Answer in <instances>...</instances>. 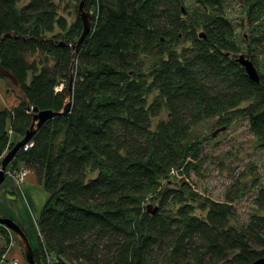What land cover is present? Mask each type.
<instances>
[{
	"label": "trees",
	"instance_id": "1",
	"mask_svg": "<svg viewBox=\"0 0 264 264\" xmlns=\"http://www.w3.org/2000/svg\"><path fill=\"white\" fill-rule=\"evenodd\" d=\"M19 1L0 0V66L13 74L29 107L7 91L0 156L17 141L9 129L24 135L31 107L62 109L72 77L68 113L42 123L9 164L10 172H31L47 193L35 219L36 264H154L157 249L166 251L168 264H250L264 256V184L252 199L261 213L237 230L225 204L207 200L204 215H194L189 185H170L168 176L182 162L188 171L186 159L196 157L181 144L190 126L217 112L247 119L264 173V63L253 82L235 62L234 28L220 0H84L92 24L76 51L78 15L67 26L52 0L18 7ZM240 4L251 27L247 57L258 67L264 0ZM54 28L58 33L46 37ZM180 39L190 47H168ZM141 55L156 61L148 76ZM152 90L158 99L148 104ZM162 107L167 118L153 127ZM149 199L158 203L153 214L144 204ZM169 203H176L174 214L163 211ZM6 230L0 224L6 239L0 258L12 237Z\"/></svg>",
	"mask_w": 264,
	"mask_h": 264
},
{
	"label": "rangeland",
	"instance_id": "2",
	"mask_svg": "<svg viewBox=\"0 0 264 264\" xmlns=\"http://www.w3.org/2000/svg\"><path fill=\"white\" fill-rule=\"evenodd\" d=\"M26 1L20 0L17 6L20 7ZM52 1L57 4L58 15L63 16L67 26H70L77 17L79 0ZM220 5L223 6V11L234 28L233 38L238 50L234 52L233 56L237 57L240 54L249 56L248 41L251 27L246 22L240 0H220ZM87 12L92 14V10ZM196 31L199 32L201 29L197 28ZM57 33L58 29L54 28L53 32L46 33V37H51ZM168 47L180 51L182 48H189L190 42L180 39ZM139 59L142 60L143 73L148 76V72L156 63L155 58L149 55H141ZM258 62L260 65L255 67L259 74L264 58H260ZM206 80L208 81L207 78H204L202 82H206ZM209 85L215 88L214 82H210ZM209 88L212 90L211 87ZM7 91L18 98V92L14 90V85L0 78V110L7 105ZM157 95L156 90L147 93V103H154L158 99ZM246 104L247 102H241L239 106L243 107ZM167 115V110L162 107L159 113L152 117L153 127L158 121L165 120ZM225 119L228 120L225 122ZM214 131L217 132L213 136ZM10 140L13 141L14 139L11 138ZM181 144L183 146L189 145L195 151L196 157L192 158L189 155L186 159L190 163L188 171L184 167L185 162H182L177 167L172 168L168 176L172 183L170 185L177 187L181 181L189 185L191 196L194 198V200H190V204L194 207V215H204L205 211L200 206H203L207 200L225 204L231 210L229 223L237 230H241L251 214L261 213L254 207L252 199L257 189L264 184L263 158L258 146L259 140L249 131L246 118L234 116L227 112H217L212 116L203 117L190 126L186 138ZM13 174L14 172H10L8 166L5 179L0 183V217L9 218L17 224L26 235L31 248L35 249L38 247L35 219L44 199L47 197V193L37 183L36 177L31 172L28 171L22 180L15 179ZM24 180L26 181L25 188L21 186ZM188 198L191 197L188 196ZM144 204L150 205L151 209L158 207L155 200L149 199ZM175 209L176 203H169L163 211L165 214H174ZM6 232L8 238L12 236L17 242L15 243L23 254L13 232L8 228ZM5 241L4 235L0 234V247ZM10 260L9 258L8 261ZM153 262L154 264H168L166 251L163 249L155 250ZM23 264H28L24 257ZM217 264H223V262Z\"/></svg>",
	"mask_w": 264,
	"mask_h": 264
},
{
	"label": "water",
	"instance_id": "3",
	"mask_svg": "<svg viewBox=\"0 0 264 264\" xmlns=\"http://www.w3.org/2000/svg\"><path fill=\"white\" fill-rule=\"evenodd\" d=\"M77 15L81 22V31L78 36V38L75 41L74 49L75 51L79 48V46L82 44L85 37L90 33L91 30V24H92V15L87 12L84 9V0H79V3L77 5ZM5 36H10V34H5ZM199 37H204V34L202 32L199 33ZM34 40L38 42H47V43H54V40L45 38H35ZM59 45H64L63 42H59ZM235 62L238 63L239 66H241L244 69L245 74L248 76V78L253 82L259 81V74L257 72V69L253 62L243 54L238 55L235 58ZM0 77L5 79L6 81H9L14 85V90H17V97L21 100H23L27 106L29 107L28 101L24 94L22 93L16 79L14 78L13 74L7 70H5L3 67L0 66ZM71 85H72V77L69 76V81L67 84V93L65 95L64 104L62 106V109L60 111H53V110H37L35 107H31L33 113L31 117L30 124L28 128L25 130L24 135L18 139L11 148L3 155V157L0 160V183L3 182L5 179L6 174V168L9 166L12 158L16 154V152L26 145L32 136V134L35 132V130L46 120L50 119L51 117L55 115H65L68 113L70 109L71 104ZM217 131H214L212 135L214 136ZM157 210V207H153L151 209L150 205H147L146 211L148 213H155ZM0 224L4 225L6 228L10 229L13 234L15 235L19 245L22 248L24 258L28 264H36L33 258V251L29 244V241L24 234V232L21 230V228L15 224L11 219L0 217ZM250 264H264V256L257 258Z\"/></svg>",
	"mask_w": 264,
	"mask_h": 264
},
{
	"label": "crops",
	"instance_id": "4",
	"mask_svg": "<svg viewBox=\"0 0 264 264\" xmlns=\"http://www.w3.org/2000/svg\"><path fill=\"white\" fill-rule=\"evenodd\" d=\"M10 135H11V138L14 140H16L18 138L17 135H15L13 133H11ZM14 136H16L17 138H15ZM25 184H26V181L24 180V182L22 183L21 186H23L25 188ZM45 200H46V198L44 199V202H45ZM15 242L16 241L13 239V237H11V241L9 243L7 250L1 256L2 259H0V264H23V257L24 256H23L22 252L20 251L21 249L16 245L17 242L16 243ZM9 258L11 259L10 261H8Z\"/></svg>",
	"mask_w": 264,
	"mask_h": 264
},
{
	"label": "built area",
	"instance_id": "5",
	"mask_svg": "<svg viewBox=\"0 0 264 264\" xmlns=\"http://www.w3.org/2000/svg\"><path fill=\"white\" fill-rule=\"evenodd\" d=\"M62 87V84H60L58 87H57V89H60ZM8 132H9V134H11V131H10V129L8 130ZM27 146H29V144H26V145H24V148H26ZM3 156H0V160H1V158H2ZM18 172V173H17ZM27 170L26 169H24V168H19L18 170H16V171H14V178L16 179L17 178V180H22V178L25 176V174H27ZM24 179V178H23Z\"/></svg>",
	"mask_w": 264,
	"mask_h": 264
}]
</instances>
